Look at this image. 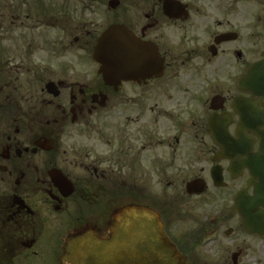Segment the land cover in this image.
<instances>
[{
	"label": "flooded vegetation",
	"instance_id": "1",
	"mask_svg": "<svg viewBox=\"0 0 264 264\" xmlns=\"http://www.w3.org/2000/svg\"><path fill=\"white\" fill-rule=\"evenodd\" d=\"M105 1L69 48L62 7L0 14V264H69L81 244L144 264V231L186 264H264V167L244 165L264 99L240 85L264 59V0ZM114 27L142 55L104 80L92 55ZM74 47L93 70L63 72Z\"/></svg>",
	"mask_w": 264,
	"mask_h": 264
},
{
	"label": "water",
	"instance_id": "2",
	"mask_svg": "<svg viewBox=\"0 0 264 264\" xmlns=\"http://www.w3.org/2000/svg\"><path fill=\"white\" fill-rule=\"evenodd\" d=\"M140 48L141 45L130 39L125 31L114 27L99 37L92 58L94 62L100 65L99 74L102 75L104 80H119L124 78V74L122 69L120 71V68L117 69L116 66L120 64L123 69L131 70L130 68L135 65L142 55ZM240 85L244 89L252 87L254 94L260 99H264V59L250 68ZM250 160L252 161L248 165L247 162ZM247 162L244 165L250 168L264 167V142L260 145L259 153L253 159L249 157ZM257 175L263 177L264 170H259ZM120 214L157 218L156 213L144 207H128L121 210ZM143 220L146 219L143 218ZM149 232L144 231L142 236L144 247L142 258L144 264H186L185 259L172 246H166V249H163L161 239H158L152 233L146 234ZM147 247L150 252L149 260L144 255ZM118 253L119 245L108 249L103 244H81L74 253L69 255L71 258L73 257L69 264H119L121 263V256Z\"/></svg>",
	"mask_w": 264,
	"mask_h": 264
},
{
	"label": "rangeland",
	"instance_id": "3",
	"mask_svg": "<svg viewBox=\"0 0 264 264\" xmlns=\"http://www.w3.org/2000/svg\"><path fill=\"white\" fill-rule=\"evenodd\" d=\"M101 1L102 0H100V2ZM103 1H105V0H103ZM124 1L127 2V4H129L133 0H124ZM86 3L88 4L87 0H0V14L7 15L9 13L8 9H10L12 7L13 11L17 15V11L14 8V7H16L20 10L21 16H23L22 13L25 14L28 10L31 11V13H32L31 15L35 16L34 10L38 7L47 8L46 9L47 13L50 12L49 7H62L63 8L62 27L64 29L63 35H62V37H63L62 40H63L64 46H66V44L68 45L69 41L71 42V38L67 37L68 29H69V27L72 26V24H75L82 19L81 18V14H82L81 9L89 5V4L87 5ZM105 7H104V9L102 8L100 10V12H102V13L97 12V15L95 13L91 14L90 12H86V13L82 14V15H86L83 17V19L87 20L89 18L88 16L92 15V16H90V18L94 17L96 19V21L99 24H101L103 16H104L103 13H105ZM2 8L6 9L7 11H5ZM52 10L54 11V9H52ZM75 12H77V14ZM76 18H77V21L74 22L76 20ZM0 22H2V21L0 20ZM3 23L5 26L6 19L3 21ZM30 23H33V22L30 21ZM39 33H42V34L45 33V36L48 38L49 35H51V36L53 35V30L52 29H46V30L42 29L40 32H39V30H31L30 31V35L32 38H37V35ZM67 47L69 48V45ZM61 63L63 66V72H68L67 75H71L73 73V71L75 72V71L93 70V66L91 65V63L88 62L86 54L84 52L78 50L76 47H74L73 49H65L64 50L63 58H61ZM70 72H72V73H70Z\"/></svg>",
	"mask_w": 264,
	"mask_h": 264
},
{
	"label": "trees",
	"instance_id": "4",
	"mask_svg": "<svg viewBox=\"0 0 264 264\" xmlns=\"http://www.w3.org/2000/svg\"><path fill=\"white\" fill-rule=\"evenodd\" d=\"M87 4V3H86ZM88 5V4H87Z\"/></svg>",
	"mask_w": 264,
	"mask_h": 264
}]
</instances>
